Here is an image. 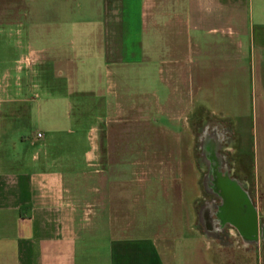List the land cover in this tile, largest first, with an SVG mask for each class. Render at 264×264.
<instances>
[{
    "label": "rangeland",
    "instance_id": "1",
    "mask_svg": "<svg viewBox=\"0 0 264 264\" xmlns=\"http://www.w3.org/2000/svg\"><path fill=\"white\" fill-rule=\"evenodd\" d=\"M187 14L185 0H0V20L22 22L15 56L27 48L61 51L74 63L78 90L92 79L105 89L101 40L111 51L121 45L130 57L141 47L151 54L160 40L159 72L151 64L149 82L130 64L127 84L138 104L130 99L120 113L116 103L96 136L97 168L105 170L104 194L118 223L113 238L140 245V255L160 264H264V233L250 244L229 225L207 229L203 219L218 203L206 185L216 161L262 216L264 232V48L240 50L226 33L174 25ZM187 34L192 53L167 55L165 41ZM218 41L228 53L214 48ZM40 61V54L27 59L34 66ZM206 135L216 140L210 155ZM75 163L89 170L81 152Z\"/></svg>",
    "mask_w": 264,
    "mask_h": 264
},
{
    "label": "crops",
    "instance_id": "2",
    "mask_svg": "<svg viewBox=\"0 0 264 264\" xmlns=\"http://www.w3.org/2000/svg\"><path fill=\"white\" fill-rule=\"evenodd\" d=\"M185 4L186 20L174 25L226 33L240 50L245 45L264 48V0ZM21 24L16 17L0 20V264H160L149 254L140 255V245L113 238L111 229L118 223L104 194L107 178L97 168L96 148L98 128L112 118L116 103L120 113L130 99L138 104L137 94L130 92L134 87L127 84L130 64H136L134 74L141 72L147 82L151 64L159 72V38L152 44L154 52L141 47L132 57L121 45L111 51L101 40L105 89L92 79L88 89L78 90L74 63L61 51L43 54L27 48L15 56L14 37ZM218 42L214 48L228 53L230 47ZM165 44L169 56L192 53L188 34L174 35ZM39 54V65L28 64V57ZM152 95L157 99L155 91ZM77 152L89 170L78 169Z\"/></svg>",
    "mask_w": 264,
    "mask_h": 264
},
{
    "label": "flooded vegetation",
    "instance_id": "3",
    "mask_svg": "<svg viewBox=\"0 0 264 264\" xmlns=\"http://www.w3.org/2000/svg\"><path fill=\"white\" fill-rule=\"evenodd\" d=\"M209 136L206 135L204 138L205 139V141H204V143H205L204 153L208 154V155L213 154L214 151L216 150V147H217L215 136H214V138L212 136L211 137H209ZM211 165H212L211 169H213V173L210 172L211 176L209 178L208 177L206 178V185H207L208 189H211L217 193L218 203L214 202L211 204L212 210L207 209L208 211L207 210L203 211V214H204L203 219L205 220L206 228L211 230V231H215L216 226H219L221 229H223L224 227H226V225H229L230 227H232L237 232V234L239 235V237L242 238V240H244L250 244L251 243H257V240L259 239V237L261 235H263V233H264L262 223L259 220L258 212L255 211L254 213H255L256 217H254V214H253V216H252L253 218H252L251 217L252 213H251V215L248 216L247 210H246V212H244L242 210V213L240 212V214H239V212H236V211H230V210L224 211V205L225 204H224V200L222 199L221 195L219 194L218 183H220V181L225 179V178L226 179H229V178L226 176V174H224L220 170V166L216 163V161H215V163H212ZM251 205H252V203L250 204V206ZM251 207H253V205ZM249 217H251V219H253V221L256 220V225L254 223V227L256 226L254 232L253 231L247 232L248 229L246 230L244 227L239 225L240 220H242L243 218L248 219ZM251 221H250V223H251ZM243 222L245 223V221H243Z\"/></svg>",
    "mask_w": 264,
    "mask_h": 264
},
{
    "label": "water",
    "instance_id": "4",
    "mask_svg": "<svg viewBox=\"0 0 264 264\" xmlns=\"http://www.w3.org/2000/svg\"><path fill=\"white\" fill-rule=\"evenodd\" d=\"M218 188L219 194L224 200V211H236L240 214V212L242 213V210L244 212H246L247 210L248 216L252 213L251 217L253 216V214L254 217H256L254 213L255 209L251 207L252 205L250 206L251 202L248 199V196L246 195L245 191L234 180L225 178L221 180L220 183H218ZM251 217L249 218L251 219ZM249 218H243L242 220H240L239 225L244 227L246 230L248 229L247 232H254L256 227H254V223L256 225V220L253 221V219H251V221ZM243 221H245V223Z\"/></svg>",
    "mask_w": 264,
    "mask_h": 264
},
{
    "label": "built area",
    "instance_id": "5",
    "mask_svg": "<svg viewBox=\"0 0 264 264\" xmlns=\"http://www.w3.org/2000/svg\"><path fill=\"white\" fill-rule=\"evenodd\" d=\"M36 136H37V137H41V133L38 132V133L36 134Z\"/></svg>",
    "mask_w": 264,
    "mask_h": 264
}]
</instances>
